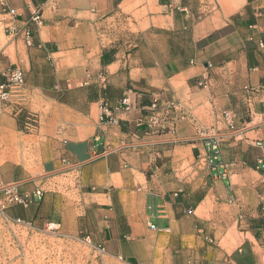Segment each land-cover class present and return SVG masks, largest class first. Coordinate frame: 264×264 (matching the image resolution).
Masks as SVG:
<instances>
[{
    "label": "crops",
    "instance_id": "1",
    "mask_svg": "<svg viewBox=\"0 0 264 264\" xmlns=\"http://www.w3.org/2000/svg\"><path fill=\"white\" fill-rule=\"evenodd\" d=\"M2 1L17 15L0 10V81L23 71L38 125L23 131L0 113L1 181L32 193L69 175L84 199L77 229L118 264H264V52L254 41L264 0H220L228 13L198 17L190 0ZM139 2L144 27L110 40L102 27L114 4ZM154 99L175 102L174 133L139 123ZM212 139L220 154L210 162ZM57 191L2 214L40 220L46 204L58 210Z\"/></svg>",
    "mask_w": 264,
    "mask_h": 264
},
{
    "label": "rangeland",
    "instance_id": "2",
    "mask_svg": "<svg viewBox=\"0 0 264 264\" xmlns=\"http://www.w3.org/2000/svg\"><path fill=\"white\" fill-rule=\"evenodd\" d=\"M219 1L190 0L188 6L195 17L214 11L228 13L229 4ZM152 6L149 5L150 8ZM146 13V5L142 2L123 5L122 10L116 3L114 10L107 15L112 18L104 22L102 29L110 40L118 39L121 42L129 34L135 35L136 31L144 27L142 17ZM2 28L0 23V56L5 42ZM38 182L45 193L52 191L53 185L57 186V192L60 193L58 210L54 213L48 203L45 206V217L37 221L20 217L25 224L17 223L15 219L2 214L13 203L4 202L0 194V264H118L106 257L100 248L90 243L85 234L77 229L84 199L76 190L72 191L71 177L57 174L52 180L43 179ZM51 222L58 223L59 227L56 230L48 229L47 225ZM75 246L79 248L77 253L74 252Z\"/></svg>",
    "mask_w": 264,
    "mask_h": 264
},
{
    "label": "built area",
    "instance_id": "3",
    "mask_svg": "<svg viewBox=\"0 0 264 264\" xmlns=\"http://www.w3.org/2000/svg\"><path fill=\"white\" fill-rule=\"evenodd\" d=\"M0 10L2 12H7L11 16L17 15L15 8L11 7L5 1L0 3ZM31 21L36 25H40L43 22L41 8L36 7L32 13ZM10 33L17 34L18 29H10ZM259 37L254 39L256 46L264 52V28L259 32ZM22 34L25 43L30 45L32 43V32L29 28H24ZM253 40V38H252ZM26 101V89L24 82L23 71L18 67H11L6 69L3 73V80L0 81V112H6L12 117L19 121V125L23 131H33L38 125V114L32 111H26L25 109ZM121 105L129 106L128 95L121 99ZM176 104L174 101H167L165 104H161L159 100L154 99L148 106L149 115L147 119L140 120V124H144L146 131L148 133L158 132L161 129L169 128L171 133H174L177 126L176 121L171 120L168 123L167 117L174 111ZM102 115L106 116L107 111L104 110ZM108 116L109 122H115V119ZM225 120L228 124L233 122L235 114L232 111H226L223 114ZM184 117V116H181ZM169 124V125H168ZM208 149L211 151V157L209 161L216 159L220 154V143L217 139H212L208 142ZM256 167L264 171V158H260L257 161ZM16 184H4L0 178V194L1 198L6 203L19 204L23 207H27L32 201H40L43 197V191L41 189H35L32 193L24 192L19 193L16 188ZM260 202L264 205V195L260 197ZM17 223L25 224L20 218L15 219ZM59 224L56 222L48 223L47 228L51 230H56ZM154 228V225H151Z\"/></svg>",
    "mask_w": 264,
    "mask_h": 264
},
{
    "label": "bare ground",
    "instance_id": "4",
    "mask_svg": "<svg viewBox=\"0 0 264 264\" xmlns=\"http://www.w3.org/2000/svg\"><path fill=\"white\" fill-rule=\"evenodd\" d=\"M74 248H75L74 252L77 253L78 250H79V248H77L76 246H75ZM77 255H78V254H77ZM76 261H77V260H76Z\"/></svg>",
    "mask_w": 264,
    "mask_h": 264
}]
</instances>
